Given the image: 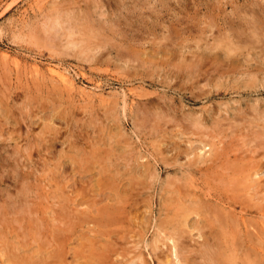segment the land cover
Wrapping results in <instances>:
<instances>
[{"label": "rangeland", "instance_id": "374dc122", "mask_svg": "<svg viewBox=\"0 0 264 264\" xmlns=\"http://www.w3.org/2000/svg\"><path fill=\"white\" fill-rule=\"evenodd\" d=\"M262 22L264 0H0V264H165L172 250V264H199L207 251L264 252ZM225 201L237 226L214 222L211 208ZM176 208L190 211L188 223Z\"/></svg>", "mask_w": 264, "mask_h": 264}, {"label": "bare ground", "instance_id": "6f19581e", "mask_svg": "<svg viewBox=\"0 0 264 264\" xmlns=\"http://www.w3.org/2000/svg\"><path fill=\"white\" fill-rule=\"evenodd\" d=\"M252 13H253V12H252ZM254 13H255V12H254ZM256 14H257V13H256ZM256 14H255V15H256ZM253 15H254V14H253ZM255 15H254V16H255ZM258 15H259V14H258ZM245 16H248V15H245ZM251 16H252V14H251ZM254 16H253V18H254ZM255 17H256V16H255ZM258 18H259V17H258ZM261 19H262V18H261ZM242 20H243V18H242ZM245 20H247V19H245ZM247 21H248V20H247ZM243 22H244V21H243ZM243 22H242V24H243ZM251 22H252V20H251ZM254 22H255V21H254ZM55 23H56V22H55ZM56 24H58V23H56ZM244 24H245V23H244ZM246 24L249 25L248 22H246ZM257 24H258V23H257ZM262 24H264V22H262ZM238 25H239V24H238ZM253 25H254V24H253ZM256 26H257V25H256ZM259 26H260V25H259ZM259 26H257V28H258ZM54 27H56V26H54ZM249 27H250V26H249ZM254 27H255V26H254ZM263 27H264V26H263ZM247 28H248V27H247ZM252 28H253V27H252ZM257 28H256V29H257ZM239 29L242 30L241 28H239ZM258 29H259V28H258ZM260 29H262V28H260ZM260 29H259V30H260ZM53 30H54V29H53ZM232 30H233V29H232ZM235 30H236V29H235ZM238 31H239V30H238ZM233 32H234V31H233ZM236 32H237V31H235V33H236ZM240 32H241V31H240ZM242 32L244 33V31H242ZM247 32H248V31H247ZM251 32H253V31H251ZM256 32H257V30H256ZM231 33H232V31H231ZM237 33H239V32H237ZM248 33L251 35L250 32H248ZM254 33H255V32H254ZM258 33H261V32H258ZM258 33H257V34H258ZM245 34H246V33H245ZM245 34H244V35H245ZM257 34H254V35H257ZM232 35L234 36V34H232ZM239 35H240V34H239ZM239 35H237V36L239 37ZM245 36H246V35H245ZM248 36H249V35H248ZM263 36H264V34H263ZM246 37H247V36H246ZM251 37H252V36H251ZM258 37H259V36H258ZM258 37H256V39H258V42H259L260 40H259ZM227 38H229V37H227ZM227 38H226V39H227ZM230 38H231V37H230ZM241 38H242V36H241ZM248 38H250V37H248ZM262 38H264V37H262ZM253 39H254V37H253ZM260 39H261V35H260ZM230 40H231V39H230ZM232 40H233V39H232ZM238 40H239V38L236 37V41H237L236 46L240 44V41L238 42ZM248 40H249V39H248ZM250 40L252 41V38H251ZM254 40H255V39H254ZM261 41H264V40L262 39ZM241 42H242V41H241ZM252 42H253V41H252ZM70 43H71V42H70ZM73 43H74V42H73ZM73 43H72V44H73ZM228 43L230 44V42H228ZM243 43H244V41H243ZM254 43H256V41L253 42V44H254ZM76 44H77V43L75 42V45H74L75 47L77 46ZM229 44H227V45H229ZM231 44H232V43H231ZM246 44H247V43H246ZM233 45H235V43H233V44L231 45L232 48H233ZM241 45L243 46V44H241ZM241 45H239V46H241ZM248 45H249V44H248ZM257 45H259V44H257ZM69 46H70V45H69ZM229 46H230V45H229ZM231 46H230V47H231ZM242 46H241V47H242ZM255 46H256V45H255ZM261 46H263V45H261ZM70 47H72V45H71ZM237 47H238V46H237ZM238 48H239V47H238ZM242 48L244 49V47H242ZM245 48H246V47H245ZM250 48H251V46H250ZM252 48H253V47H252ZM252 48H251V49H252ZM254 48H255V47H254ZM262 48L264 49V47H262ZM225 49H226V48H225ZM263 49L260 48V50H263ZM228 50H230V48L227 49V51H228ZM234 50H235V49H234ZM234 50H231V51H234ZM247 50H248V49H247ZM231 51H230V52H231ZM251 51H252V50H251ZM84 52H85V51H84ZM247 52H248V51H247ZM256 52H257V50H256ZM259 52H260V51H259ZM259 52H258V53H259ZM252 53H253V52H252ZM262 53H264V51H263ZM262 53L260 52V55H261ZM248 54L250 55L249 52H248ZM91 55H92V54H91ZM255 55H256V54H254V56H255ZM258 55H259V54H258ZM260 55H259V56H260ZM262 55H263V54H262ZM250 56H251V55H250ZM259 56H258V58H259ZM89 57H91V56H89ZM262 58H263V57H261V59H262ZM247 59H248V57H247ZM259 59H260V58H259ZM262 60H263V59H262ZM58 69H59V68H58ZM54 71H55V68H54ZM59 71H60V69H59ZM62 71H63V70H62ZM51 73H52V72H51ZM249 73H250V71H249ZM54 75H55V74H54ZM57 75H58V74H57ZM64 76H65V75L62 74L61 78H62V77L64 78ZM66 77H67V76H66ZM69 77H70V76H69ZM61 78H60V80H61ZM70 78H71V77H70ZM251 79H252V78H251ZM57 80H58V79H57ZM61 81H62V80H61ZM246 81H247V80H246ZM256 81H257V79H256ZM69 82H70V81H69ZM71 82H72V81H71ZM64 83H65V82H64ZM72 83H73V82H72ZM66 84H67V83H66ZM243 84H244V83H243ZM250 84H251V82H250ZM263 84H264V83H263ZM68 85H70V84H68ZM72 85H73V84H72ZM244 85L247 86L248 84H244ZM260 85H261V84H260ZM248 87H249V86H248ZM250 87H251V86H250ZM250 87H249V88H250ZM257 87H258V86H257ZM257 87H256V88H257ZM1 90H2V89H1ZM4 90H5V89H4ZM2 92H3V90H2ZM2 92H1V93H2ZM3 93H4V92H3ZM6 93H8V92H6ZM9 94H10V92H9ZM3 95H4V94H3ZM3 95H2V96H3ZM4 96H6V95H4ZM3 98H4V97H3ZM3 98H2V99H3ZM0 101H3V100H0ZM3 102H4V101H3ZM1 103H2V102H1ZM1 103H0V104H1ZM255 103H256V102H255ZM1 105H2V104H1ZM1 105H0V106H1ZM256 105H257V104H256ZM256 105H255V106H256ZM4 107H5V106H4ZM3 109H4V108H3ZM236 109H237V108H236ZM240 109H241V108H240ZM261 110H262V109H261ZM238 111H240V110H238ZM255 111H256V110H255ZM258 111H259V110H258ZM190 112H191V111H190ZM193 112H194V111H193ZM236 112H237V111H236ZM241 112H242V111H241ZM0 113H1V112H0ZM7 113H8V112H7ZM253 113H255V112H252V114H253ZM2 114H3V113H2ZM193 114H196V112L193 113ZM260 114H261V113H260ZM190 115H191V113H190ZM250 115H251V114H250ZM253 115H254V114H253ZM255 115H256V114H255ZM197 116H199V115H196V117H197ZM247 116H248V115H247ZM190 117H191V116H190ZM250 117L252 118V116H250ZM257 117H259V115H258ZM201 118H202V117H201ZM194 119H195V117H194ZM197 119H198V118H197ZM253 119H254V118H253ZM256 119H257V118H256ZM201 120H203V119H201ZM245 120H246V119H245ZM257 120L260 121V123H261V122H264V119H263L261 116H260V118H258ZM193 121H194V120H193ZM195 121H196V120H195ZM250 121H251V119L249 120V122H250ZM191 122H192V121H191ZM219 122H220V121H219ZM253 122H254V121H253ZM196 123H198V122H196ZM204 123H205V122H204ZM251 123H252V122H251ZM254 123H256V120H255ZM191 124H192V123H191ZM249 124H250V123H249ZM197 125L199 126V124H197ZM197 125H196V127H197ZM219 125H220V124H219ZM219 125H217V126H219ZM253 125H254V124H253ZM253 125H252V127H253ZM259 125H260V124H257L256 126H259ZM192 126H193V125H192ZM259 127H260V126H259ZM259 127H258V128H259ZM197 129H199V128H197ZM201 130H202V129H201ZM261 130H262V129H261ZM262 131H263V130H262ZM262 136H263V135H262ZM213 140H214V139H213ZM210 143H211V142H210ZM224 143L226 144V142L223 141V144H224ZM261 143H262V141H261ZM207 144H208V143H207ZM203 145H204V144H203ZM262 145H264V143H263ZM212 146H213V145H212ZM206 147H207V146H206ZM228 147H229V146H228ZM254 147H257V146H254ZM258 147H259V146H258ZM216 148H217V149H214V153H215L216 150H219V147H216ZM210 149H211V148H210ZM197 150H198V148H197ZM220 150H221V149H220ZM222 150H223V149H222ZM225 150H226V149H225ZM261 150H262V149H261ZM201 151H204V149L201 150ZM212 151H213V150H212ZM230 151H231V150H230ZM251 151H252V150H251ZM226 152H227V150H226ZM226 152H225V154H227ZM243 152H244V151H243ZM243 152H242V153H243ZM249 152H250V151H249ZM257 152H259V151L257 150ZM262 152H263V151H262ZM204 153H205V151H204ZM206 153H207V152H206ZM250 153H251V152H250ZM202 154H203V153H202ZM222 154H223V153H222ZM222 154H221V155H222ZM225 154H224V155H225ZM228 154H230V153H228ZM247 154H248V152H247ZM259 154H260V153H259ZM263 154H264V153H263ZM200 155H201V154H200ZM231 155H233V154H231ZM245 155H246V154H245ZM251 155H252V154H251ZM195 156H196V158H197V155H195ZM222 156H223V155H222ZM233 156H234V155H233ZM241 156H242V155H241ZM208 157H209V156H208ZM208 157H207V158H208ZM226 157H227V156H226ZM226 157H225V158H226ZM228 157H229V156H228ZM252 157H253V156H252ZM217 158H218V157H217ZM221 158H222V157H221ZM229 158H230V157H229ZM229 158H226V159L228 160ZM243 158H244V156H243ZM255 158H256V157H255ZM226 159H224L225 161H222L223 163H225V165L223 164V167H226V166H227V161H226ZM233 159H234V158H233ZM236 159H237V158H236ZM256 159H257V158H256ZM256 159H255V160H256ZM199 160H200V159H199ZM205 160H206V159H205ZM229 160L231 161V159H229ZM229 160H228V161H229ZM259 160H260V158H259ZM62 161H64V160H62ZM74 161H75V163H76V160H74ZM107 161H108V160H107ZM109 161H110V160H109ZM109 161H108V162H109ZM235 161H237V160H235ZM235 161H234V162H235ZM260 161H261V160H260ZM262 161H263V159H262ZM108 162H107V163H108ZM193 162H194V161H193ZM234 162L231 161L230 164H231V163L234 164ZM257 162H258V161H257ZM63 163H64V162H63ZM63 163H62V164H63ZM77 163H78V162H77ZM81 163H82V161H81ZM81 163H79V164L81 165ZM247 163H248V162H247ZM253 163H254V162H253ZM105 164H106V163H105ZM205 164H206V163H205ZM235 164H237V163H235ZM249 164H250V163H249ZM249 164H248V165H249ZM84 165H85V164H84ZM84 165H83V166H84ZM190 165L194 166L193 164H190ZM228 165H229V164H228ZM238 165H239V164H238ZM240 165H241V164H240ZM256 165H257V164H256ZM81 166H82V165H81ZM81 166H79V167H81ZM215 166H216V165H215ZM220 166H221V165H220ZM245 166H246V165H244V166L242 165L241 167L243 168V167H245ZM102 167H104V166H102ZM231 167H232V166H231ZM238 167H239V166H238ZM241 167H240V168H241ZM81 168H82V167H81ZM100 168H101V167H100ZM216 168H217V167H216ZM235 168H236V167H232V168H230V169H235ZM245 168H247V167H245ZM258 168H259V167H258ZM260 168H261V167H260ZM221 169H223V168H221ZM221 169H220V172H224V169H223L222 171H221ZM256 169H257V167H256ZM218 170H219V167H218ZM227 170H228V167H227ZM227 170H226V172H227ZM235 170H236V169H235ZM251 170H252V172H255V171H253V168H252ZM257 170H258V169H257ZM101 171H103V168H102ZM104 171H105V170H104ZM246 171H248V168H247ZM147 172H148V171H147ZM197 172H199V170H198ZM226 172H225V173H226ZM232 172H233V171H232ZM232 172H229V173H232ZM235 172H237V173H238V172L241 173V171H239V168H238L237 171H235ZM252 172H251V173H252ZM149 173H150V172H148L147 174H149ZM154 173H155V172H154ZM214 173H215V172H214ZM233 173H234V172H233ZM233 173H232V174H233ZM237 173H236V174H237ZM243 173H244V172H243ZM249 173H250V172H249ZM251 173H250V175H251ZM260 173H261V172H260ZM79 174H80V172H79ZM115 174H117V173H115ZM118 174H119V173H118ZM143 174H144V173H143ZM147 174H146V175H147ZM212 174H213V173H212ZM227 174H228V173H227ZM244 174H245V173H244ZM253 174H254V173H253ZM81 175H82V174H81ZM119 175H120V174H119ZM152 175L155 177L156 174H151V176H152ZM214 175H215V174H213V176H214ZM219 175L222 176V175H224V174H222V175L219 174ZM225 175H226V174H225ZM257 175H258V174H257ZM115 176H116V175H115ZM120 176H121V175H120ZM141 176H142V175H141ZM216 176H217V175H216ZM226 176H227V175H226ZM229 176L232 178V175L229 174ZM234 176H235V174H234ZM234 176H233V177H234ZM238 176H239V175H238ZM238 176H237V178H238ZM254 176H255V175H253V177H254ZM122 177H123V176H122ZM147 177H148V178H152V179L154 178V177H150V176H148V175H147ZM147 177H146V178H147ZM224 177H225V176H224ZM224 177L222 176V180H223ZM247 177H248V176H247ZM261 177H262V176H261ZM261 177H260V178H261ZM114 178H115V177H114ZM226 178H227V177H226ZM231 178H230V179H231ZM234 178H235V177H234ZM249 178H250V176H249ZM251 178H252V175H251ZM254 178H255V177H254ZM256 178H257V177H256ZM117 179H118V178H117ZM214 179H215V178H214ZM262 179H263V178H262ZM262 179H261V180H262ZM120 180H121V179L119 178V182H120ZM217 180H218V182H219V179H217ZM225 180H226V179H225ZM231 180H232V179H231ZM231 180L229 181V179H227L226 181L231 182ZM234 180H236V179H234ZM240 180H242V179H240ZM250 180H251V179H250ZM250 180H249V181H250ZM252 180H253V179H252ZM110 181H113V178H112V180H110ZM110 181H109V182H110ZM114 181H115V180H114ZM116 181H117V180H116ZM215 181H216V180H215ZM238 181H239V179H237V182H238ZM245 181H246V179H245ZM245 181H243V183H244ZM247 181H248V180H247ZM235 182H236V181H235ZM235 182H234V183H235ZM237 182H236V184H237ZM252 182H253V181H252ZM252 182H250V183H252ZM120 183H121V182H120ZM215 183H216V182H215ZM219 183H220L221 185H224V184H222L221 182H219ZM231 183H232V182H231ZM247 183H249V182H247ZM250 183H249V184H250ZM257 183H260V182L257 181ZM128 184H129V183H128ZM128 184H127V185H128ZM225 184H226V183H225ZM245 184H246V183H245ZM254 184H255V183H254ZM254 184H253V185H254ZM114 185H116V184H114ZM122 185H123V184H121V186H122ZM137 185H138V184H137ZM227 185H228V182H227ZM232 185L234 186V184H232ZM232 185H231L230 187H232ZM253 185H252V186H253ZM255 185H256V184H255ZM257 185H258V184H257ZM261 185H262V183H261ZM121 186H120V187H121ZM124 186H126V185H124ZM228 186H229V185H228ZM250 186H251V184H250ZM259 186H260V185H258V188H259ZM116 187H117V186H115L114 188H116ZM262 187H263V186H262ZM262 187L260 186L261 189H262ZM112 188H113V187H112ZM118 188H119V186H118ZM127 188H128V187H127ZM228 188H229V187H228ZM247 188H248V187H247ZM260 188H259V189H260ZM116 189H117V188H116ZM235 189H236V188H235ZM239 189H240V188H239ZM241 189H242V188H241ZM248 189H249V188H248ZM251 189H253V188L251 187ZM22 190H23V188H22ZM134 190H136V188H135ZM225 190H226V189H225ZM254 190H255V188H254ZM121 191H122V189H121ZM121 191H120V192H121ZM128 191H129V190H128ZM229 191H230V190H229ZM124 192H125V191H124ZM136 192H137V191H136ZM136 192H135V195H136ZM179 192H181V191H179ZM251 192H252V191H251ZM257 192H258V191H257ZM257 192H256V193H257ZM126 193H127V192H126ZM137 193H140V192H137ZM181 193H182V192H181ZM236 193H237V192H235V194H236ZM262 193H263V192H262ZM60 194H61V192H60ZM110 194H111V193H110ZM110 194H109V197H111ZM122 194H123V193H121V195H122ZM131 194H132V193H131ZM178 194H179V193H178ZM178 194H176V196H177ZM253 194H255V192H254ZM257 194H259V193H257ZM117 195H118V194H117ZM125 195H126V194H125ZM140 195H142V194L140 193ZM140 195H139V196H140ZM262 195H263V194H262ZM106 196H107V195H106ZM106 196H104V197H106ZM123 196H124V194H123ZM132 196H133V194H132ZM176 196H175V197H176ZM202 196H203V195H202ZM238 196H239V195H238ZM241 196H242V195H241ZM247 196H249V195H247ZM247 196H246L245 198H247ZM250 196L253 197L254 195H250ZM260 196H261V195H260ZM260 196H258V197H260ZM82 197H83V196H82ZM101 197H102V195L100 196V199H102ZM109 197H108V198H109ZM115 197H116V195H115ZM119 197H120V195H119ZM119 197H118V198H119ZM133 197H134V196H133ZM133 197H131V198H133ZM135 197H136V196H135ZM186 197H187V196H186ZM203 197H204V196H203ZM212 197H213V196H212ZM236 197H237V196H236ZM256 197H257V195H256ZM256 197L254 196V199H256ZM258 197H257V198H258ZM73 198H74V197H73ZM86 198H87V197H86ZM120 198H122V197H120ZM136 198H137V197H136ZM177 198H179V197L177 196ZM177 198H176V199H177ZM180 198H181V197H180ZM180 198H179V199H180ZM184 198H185V197H184ZM213 198H214V197H213ZM215 198H216V197H215ZM245 198H243V199H245ZM109 199H110V198H109ZM123 199H125V197H123ZM182 199H183V198H182ZM196 199H199V198H196ZM206 199H207V198H206ZM225 199H228V198L226 197ZM225 199H224V200H225ZM121 200H122V199H120V201H121ZM184 200H185V199H184ZM186 200H187V199H186ZM191 200H192V199H191ZM201 200H202V199H201ZM207 200H208V199H207ZM211 200H212V199H211ZM218 200H219V199H218ZM222 200H223V198H222ZM256 200H257V199H256ZM260 200H261V199H260ZM116 201H119V199H117ZM175 201H176V200H175ZM177 201H178V200H177ZM177 201H176V202H177ZM198 201H199V200H198ZM208 201H209V200H208ZM243 201H244V200H243ZM59 202H60V201H58V203H59ZM68 202H69V201H68ZM122 202L124 203L123 200H122ZM125 202H126V200H125ZM127 202H128V200H127ZM127 202H126V203H127ZM130 202H131V201H130ZM130 202H129V204H130ZM189 202H191V201L189 200ZM189 202H187V203H189ZM206 202H207V201H206ZM210 202H211V201H210ZM215 202H216V201H215ZM234 202H235V201H234ZM260 202H261V201H260ZM61 203H62V202H61ZM70 203H71V202H70ZM81 203H83V201H81ZM93 203L96 204L95 202H93ZM135 203H136V202H135ZM178 203H179V201H178ZM180 203H181V202H180ZM182 203H183V202H182ZM185 203H186V201H185ZM199 203H200V202H199ZM212 203H213V202H212ZM218 203H220V200H219ZM236 203H238V201H237ZM243 203H244V202H243ZM67 204H68V203H67ZM67 204H63V205L66 206ZM72 204H73V202H72ZM74 204L77 205L76 201H75ZM127 204H128V203H127ZM133 204H134V203H133ZM183 204H184V203H183ZM189 204H190V203H189ZM197 204H198V203H197ZM197 204H196V205H197ZM230 204H231V203L229 202V206H230ZM241 204H242V201H241ZM69 205H71V204H69ZM69 205H68V207H69ZM78 205H79V204H78ZM89 205H90V203H89ZM118 205H119V204H118ZM170 205H171V204H170ZM179 205H180V204H179ZM187 205H188V204H187ZM190 205H192V202H191ZM194 205H195V204H194ZM196 205H195V206H196ZM211 205H212V204H211ZM217 205H218V204H217ZM221 205H222V209H223V210H220L221 206H219V210H218V206H216V205H215V206L217 207V209L214 208L215 210H213V209L211 208L210 211L213 213V218H214V220H215V221H214V220H213V221L216 222V223L218 222L219 225H220V227H221L222 223H224V222H228L229 220H230V221H233V222L235 223V221L231 219V217L234 216V215H230V216H228L227 214H224L225 212L222 213V212L224 211V209H227L226 206H225V205H227V201L223 202ZM245 205H246V204H245ZM261 205H263V204H261ZM59 206H60V205H59ZM121 206H122V205H121V203H120V207H121ZM125 206H126V205L124 204V208H126ZM139 206H140V205H139ZM139 206H138V207H139ZM174 206L176 207V204H175ZM174 206H173V209H174ZM183 206L185 207V205H183ZM200 206H201V205H200ZM202 206H203V205H202ZM204 206H206V204H205ZM209 206H210V205H209ZM240 206H241V205H240ZM255 206H256V204H255ZM71 207H72V205H71ZM73 207H74V205H73ZM127 207H128V206H127ZM143 207H146V206L144 205ZM187 207H188V206H187ZM193 207H194V206H193ZM224 207H225V208H224ZM234 207H235V206H234ZM234 207H233V208H234ZM241 207H242V206H241ZM241 207H239V208H240V211H241ZM247 207H248V205H247ZM262 207H264V205H263ZM63 208H65V207L63 206ZM122 208H123V207H122ZM131 208L133 209L132 206H131ZM136 208H137V207H136ZM136 208H135V209H136ZM171 208H172V207H171ZM204 208H205V207H204ZM206 208H207V207H206ZM239 208H238V209H239ZM257 208H258V205H257ZM37 209H38V208H37ZM75 209H76V207H75ZM110 209H111V208H110ZM113 209H114V211H113V212L111 211V213H112L116 218H118L117 216H118V213H119V209H120V208H119L118 206H117V207L114 206ZM132 209H131V210H132ZM135 209H134V210H135ZM140 209H141V212H140V211H137V210H135V211H136L137 213L140 212V214H141V213H142V208H140ZM173 209L170 210V208H169V209H167V210L173 211ZM196 209H197V208H196ZM208 209H209V208H208ZM238 209H237V210H238ZM242 209H243V208H242ZM58 210H59V209H58ZM58 210H57V211H58ZM72 210H73V209H72ZM78 210H79V209H78ZM81 210H82V209H81ZM123 210H124V211H123ZM123 210H122V211H123V213H124V212H125V209H123ZM138 210H139V209H138ZM145 210H147V209H145ZM175 210L177 211V208H176ZM192 210H193V209H192ZM206 210H207V209H206ZM230 210H232V209H230ZM233 210H234V209H233ZM243 210H244V209H243ZM246 210H248V209L245 208V211H246ZM257 210H258V209H257ZM32 211H33V210H32ZM34 211H35V210H34ZM57 211H56V212H57ZM83 211H84V210H83ZM85 211H87V210H85ZM108 211H109V210H108ZM120 211H121V210H120ZM132 211H133V210H132ZM132 211H131V212H132ZM193 211H194V210H193ZM207 211H208V210H207ZM221 211H222V212H221ZM228 211H229V209H228ZM234 211H235V210H234ZM22 212H23V211H22ZM24 212H25V211H24ZM36 212H37V211H35V213H36ZM78 212H79V211H78ZM109 212H110V211H109ZM126 212H127V211H126ZM136 212H135V213H136ZM147 212H148V211H147ZM189 212H190V211H189ZM189 212H187L186 208H181V209H179L177 212H174V214H175V216L178 218V222H181V223L183 222V223H184L185 221H187V223H188L189 215H191V213H189ZM199 212H200V211H199ZM199 212H198V213H199ZM232 212H233V211H232ZM250 212H251V211H250ZM255 212H256V211H255ZM257 212H258V211H257ZM26 213H28V212H26ZM31 213H32V212H31ZM67 213H68V212H67ZM86 213L88 214V212H86ZM105 213H106V212H105ZM135 213H132V215L135 214ZM144 213H145V212H144V209H143V214H144ZM167 213H168V212H167ZM195 213H197V212H195ZM228 213H230V212H228ZM259 213H260V211H259ZM32 214H33V213H32ZM78 214H79V213H78ZM80 214H81V213H80ZM108 214H109V213H108ZM108 214H106V215H108ZM120 214L123 215L122 212H121ZM130 214H131V213H129V215H130ZM145 214H146V213H145ZM169 214H170V212H169ZM172 214H173V213H172ZM192 214H193V213H192ZM199 214H200V213H199ZM205 214H207V213H205ZM208 214H209V212H208ZM230 214H232V213H230ZM234 214H235V213H234ZM243 214H244V213H243ZM261 214H262V213H261ZM35 215H36V214H35ZM76 215H77V214H76ZM76 215H74V216H76ZM88 215L91 216L90 214H88ZM88 215H87V216H88ZM109 215H110V214H109ZM132 215H131V216H132ZM146 215H147V214H146ZM211 215H212V214H211ZM236 215H238V213H237ZM239 215H240V214H239ZM250 215H251V213H250ZM253 215H254V214H253ZM255 215H258V213H257V214L255 213ZM255 215H254V216H255ZM262 215H264V214H262ZM20 216H21V215H20ZM23 216H24V215H23ZM81 216H82V214H81ZM114 216H113V217H114ZM125 216H127V213H126ZM133 216H135V215H133ZM167 216H168V215H167ZM175 216H173V217H175ZM195 216H197V214H196ZM54 217H55V216H54ZM69 217H70V216H69ZM136 217H137V216H135L134 218H136ZM145 217H146V216H145ZM168 217H169V216H168ZM168 217H166V218H168ZM176 217H175V218H176ZM208 217H209V216H208ZM211 217H212V216H211ZM237 217H238V216H237ZM260 217H261V216H260ZM23 218H24V217H23ZM31 218H33V217L31 216ZM71 218H73V217H71ZM89 218H90V217H89ZM91 218H92V217H91ZM105 218H107V217L105 216ZM132 218H133V217H132ZM134 218H133V221H135ZM142 218H143V216H142ZM166 218H165V220H166ZM234 218H235V216H234ZM239 218H240V217H239ZM239 218H237V219L239 220ZM247 218H248V217H247ZM261 218H262V217H261ZM35 219H36V218H35ZM60 219H61V218H60ZM74 219H75V217H74ZM82 219H83V218H82ZM99 219H100V218H99ZM137 219H139V218L137 217ZM173 219H174V218H173ZM237 219H236V221H237ZM262 219H263V218H262ZM174 220H175V219H174ZM174 220H173V221H174ZM197 220H198V218H197ZM197 220H196V221H197ZM210 220H212V219H210ZM210 220H209V221H210ZM240 220H241V219H240ZM243 220H244V218H243ZM245 220H249V219H246V218H245ZM245 220H244V221H245ZM260 220H261V219H260ZM30 221H31V220H30ZM34 221H35V220H34ZM34 221H31V222L34 223ZM56 221H57V220H56ZM69 221H70V220H69ZM109 221H110V220H109ZM115 221H116V220H115ZM115 221H114V222H115ZM140 221H142V220H140ZM191 221H192V219H191ZM191 221H190V222H191ZM262 221H264V220H262ZM76 222H77V221H76ZM95 222H96V221H95ZM107 222H108V221H107ZM130 222L132 223V221H130ZM164 222H166V221H164ZM192 222H193V221H192ZM237 222H238V221H237ZM245 222H246V221H245ZM245 222H244V223H245ZM247 222H250V221H247ZM258 222H259V218H258ZM260 222H261V221H260ZM57 223H59V222L57 221ZM67 223H68V222H67ZM67 223H66V224H67ZM72 223H73V222H72ZM101 223H102V222H101ZM111 223H112V222H111ZM134 223H135V222H134ZM139 223H141V222H139ZM181 223H180V224H181ZM194 223H195V222H194ZM194 223H193V224H194ZM209 223H210V222H209ZM209 223H208V224H209ZM216 223H215V225H216ZM239 223H241V222L239 221ZM244 223H243V224H244ZM64 224H65V222H64ZM97 224H98V223H97ZM108 224L111 225V227H112V224H110V223H108ZM117 224H118V223H117ZM117 224H115V225H117ZM121 224H122V223H121ZM135 224H136V223H135ZM165 224H166V223H165ZM189 224H190V223H189ZM191 224H192V223H191ZM193 224H192V225H193ZM205 224H206V223H205ZM210 224H211V223H210ZM228 224H229V223H228ZM230 224H231V223H230ZM235 224H236V226H237V223H235ZM246 224H247V223H246ZM246 224H245V227H246ZM104 225H105V223H104ZM138 225H139V224H138ZM138 225H137V226H138ZM141 225H142V224H141ZM143 225H146V227H147V222H146V224L143 223ZM149 225H150V224H148V226H149ZM166 225H168V227H169V223L166 224ZM175 225H176V224H175ZM175 225H174V227H175ZM182 225H184V224H182ZM186 225H187V224H186ZM198 225H199V224H198ZM213 225H214V223H213ZM240 225H241V224H240ZM248 225H249V224H248ZM62 226H63V225H62ZM67 226H68V225H67ZM113 226H114V224H113ZM123 226H124V225H123ZM123 226H122V227H123ZM137 226H136V227H137ZM178 226H179V224H178ZM178 226L176 225V227H178ZM196 226H197V225H196ZM199 226H200V225H199ZM199 226H197V227H199ZM204 226H206V225H204ZM210 226H211V225H210ZM217 226H218V225H217ZM223 226H224V225H223ZM241 226H242V225H241ZM33 227H35V225H33ZM68 227H70V226H68ZM129 227H130V226H129ZM129 227H128V229H129ZM140 227H141V226H140ZM146 227H144V229L147 230ZM176 227H175V228H176ZM183 227H184V226H183ZM186 227H187V226H186ZM189 227H190V225H189ZM211 227H212V226H211ZM218 227H219V226H218ZM242 227H243V226H242ZM261 227H263V230H264V225L261 226ZM63 228H64V227H63ZM116 228H117V227H115V229H116ZM138 228H139V227H138ZM138 228H137V229H138ZM175 228H173V229H175ZM178 228H180V227H178ZM178 228H177V229H178ZM215 228H216V227H215ZM221 228H223V227H221ZM221 228H220V229H221ZM226 228H227V227H226ZM230 228H231V227H230ZM248 228H250V226H249V227L247 226V230H246V231H248V232H246L247 234H248L249 231H250V230H248ZM33 229H36V228H33ZM130 229H131V227H130ZM132 229H133V228H132ZM144 229H142V230H144ZM169 229H170V228H169ZM177 229H176V230H177ZM190 229H191V228H190ZM190 229H189V230H190ZM196 229H197V228H196ZM204 229H205V227H204ZM209 229H210V227H209ZM220 229H219V230H220ZM63 230H64V229H63ZM96 230H97V229H96ZM112 230H113V229H112ZM182 230H183V229H182ZM182 230L178 229V232H177V233H179L180 235H182V234H183V231H182ZM187 230H188V227H187ZM187 230H186V231H187ZM189 230H188V231H189ZM193 230H194V229H193ZM193 230H190V231L192 232ZM201 230H202V229H201ZM201 230H198V231H201ZM206 230H207V229H206ZM219 230H218V231H219ZM221 230H222V229H221ZM243 230H244V229H243ZM64 231H65V230H64ZM98 231H99V230H98ZM103 231H105V230H103ZM119 231H120V230H119ZM125 231H126V230H125ZM144 231H145V230H144ZM159 231H160V230H159ZM169 231H170V230H169ZM184 231H185V230H184ZM215 231H216V230H215ZM215 231H214V233H215ZM227 231H228V230H227ZM233 231H235V230L233 229ZM51 232H52V231H51ZM53 232H54V231H53ZM53 232H52V233H53ZM107 232H108V230H107ZM138 232H141V231L138 230ZM142 232H143V231H142ZM142 232H141V233H142ZM171 232H172V231H171ZM204 232H205V231H204ZM210 232H211V230L209 231V233H210ZM225 232H226V231H225ZM229 232H230V231H229ZM36 233H37V232H36ZM96 233H97V232H96ZM126 233H127V231H126ZM133 233H134V232H133ZM211 233H212V232H211ZM211 233H210V234H211ZM219 233L221 234V232H219ZM230 233H232V232H230ZM236 233H238V232H236ZM244 233H245V232H244ZM252 233H253V232H252ZM37 234H38V233H37ZM105 234H106V232H105ZM124 234H125V233H124ZM127 234H129V233H127ZM143 234H144V233H143ZM170 234H171V236H173V232L170 233ZM170 234H169V239H170V237H171ZM174 234L177 235L175 232H174ZM192 234H193V233H192ZM202 234H204V233H202ZM54 235H55V234H54ZM66 235H67V234H66ZM100 235H101V234H100ZM110 235H111V234H110ZM132 235H134V234H132ZM175 235H174V238L178 237V236L175 237ZM180 235H179V238H178V239H181V237H183V236L186 237V236H185L186 234L183 235V236H180ZM205 235H206V234H205ZM214 235H215V234H214ZM223 235H224V233H222V236H223ZM225 235H226V233H225ZM233 235H234V234H233ZM239 235H240V234H239ZM97 236H98V235H97ZM216 236H217V235H216ZM226 236H227V235H226ZM228 236H229V235H228ZM228 236H227V237H228ZM234 236H235V235H234ZM262 236H264V233H263ZM55 237H57V236H55ZM95 237H96V236H95ZM104 237H105V236H104ZM135 237H137V236H135ZM138 237H139L138 239H139V241H140L141 238H140V236H138ZM157 237H158V236H157ZM200 237H201V236H200ZM207 237H208V236H207ZM235 237H236V236H235ZM235 237H234V238H235ZM249 237H250V236H249ZM50 238H51V236H50ZM52 238H53V235H52ZM101 238H102V236H101ZM142 238H143V237H142ZM201 238H202V237H201ZM203 238H204V237H203ZM209 238H210V240L212 239L211 237H209ZM229 238H230V237H229ZM244 238H246V237H244ZM113 239H114V238H113ZM113 239H111V240H113ZM116 239H117V238H116ZM155 239H156V238H155ZM155 239H153V240L155 241ZM230 239H231V238H230ZM126 240H127V239H126ZM133 240H134V238H133ZM153 240H152V241H153ZM170 240H171V239H170ZM176 240H177V239H176ZM204 240H208V239H204ZM215 240H216V239H215ZM236 240H237V237H236ZM241 240H242V239H241ZM53 241H54V240H53ZM116 241H119V240H116ZM154 241H153V243L156 244ZM156 241L158 242V240H156ZM173 241H175V240L172 239V242H173ZM56 242H57V241H56ZM93 242H95V240H94ZM93 242H92V244H91L92 246L94 245ZM99 242H100V241H98L97 243H99ZM231 242H232V240H231ZM233 242H234V241H233ZM233 242H232V243H233ZM89 243H90V242H89ZM89 243H88V245H89ZM101 243H102V242H101ZM117 243H118V242H117ZM125 243H126V241H125ZM140 243H141V246H142V245H143V244H142L143 242H140ZM140 243H139V244H140ZM153 243H152V244H153ZM181 243H183V242H181ZM181 243H180V244H181ZM52 244H53V242L51 243V245H52ZM85 244H86V243H85ZM99 244H100V243H99ZM103 244H104V243H103ZM103 244H100V245L102 246ZM137 244H138V243H137ZM137 244H136V245H137ZM158 244H159V242H158ZM158 244H157V245H158ZM175 244H177V245H175ZM175 244H174V245H175L176 247H178V246H179V241H178V242L176 241ZM212 244L214 245L213 240H212ZM225 244H226V243H225ZM260 244H261V243H260ZM65 245H66V244H65ZM109 245H110V243H109ZM114 245H116V244H114ZM119 245H120V244H118V245H116V246H119ZM129 245H130V244H129ZM131 245H132V244H131ZM133 245H134V244H133ZM136 245H135V246H136ZM183 245H186V244H183ZM206 245H207V244H206ZM208 245H211V244H208ZM218 245H219V244H218ZM218 245H217V242H216V247H218ZM233 245H234V244H232V246H233ZM62 246H64V244H63ZM96 246H98V247H97V249H98V248H99V245L97 244ZM96 246H95V247H96ZM101 246H100V247H101ZM105 246H107V245L104 244V248H105ZM144 246H145V245H144ZM153 246H154V245H153ZM159 246H160V245H159ZM175 246H174V247H175ZM186 246H188V245H186ZM224 246H225V245H224ZM90 247H91V246H90ZM107 247H108V246H107ZM142 247H143V246H142ZM148 247H150V245H149ZM155 247H156V246H155ZM174 247H173V248H174ZM176 247H175V250H177ZM181 247H182V246H181ZM202 247H206V249H208V250L210 249L209 247H207V246H205V245L202 246ZM229 247H231V246H229ZM131 248H132V247H131ZM131 248H130V249H131ZM133 248H134V247H133ZM144 248H145V247H144ZM153 248H154V247H153ZM157 248H158V247H157ZM179 248H180V246H179ZM188 248H189V247H188ZM231 248H233V247H231ZM58 249H59V248H58ZM94 249H95V248H94ZM139 249H140V246H139ZM142 249H143V248H142ZM142 249H141V250H142ZM147 249H148V248H147ZM160 249H161V248H160ZM171 249H172V248H171ZM183 249H184V248H183ZM186 249H187V248H186ZM206 249H204L203 251L201 250V251L204 253V251H205ZM213 249H215V248H213ZM220 249H222L221 251L224 250V248H219V249H217V250L220 251ZM99 250H101V249H99ZM102 250H103V248H102ZM135 250H136V253H137L138 248L135 249ZM145 250H146V248H145ZM195 250H196V249H195ZM56 251H57V250H56ZM104 251H105V250H104ZM104 251H103V252H104ZM133 251H134V250H133ZM133 251H132V252H133ZM139 251H140V250H139ZM143 251H144V250H143ZM150 251H151V250H150ZM154 251H156V250H154ZM154 251H153V252H154ZM159 251H161V250H159ZM159 251H158V252H159ZM169 251H170V250H169ZM172 251H174V250H172ZM172 251H171V252H172ZM187 251H188V249H187ZM199 251H200V250H199ZM206 251H207V250H206ZM209 251H210V250H209ZM215 251H216V250H215ZM52 252H53V251H52ZM52 252H51V253H52ZM115 252H116V251H115ZM162 252H163V250H162ZM162 252H161V253H162ZM164 252H165V251H164ZM171 252H170V254L167 255V256L163 253L164 256H166V257L160 256L161 258H164V263H165V264H172V262H173L174 259L171 260V257H174V255L172 254V255H173V256H172V255H171ZM177 252H178V251H177ZM35 253H36V252H35ZM43 253H44V252H43ZM53 253H54V252H53ZM55 253H56V252H55ZM57 253H59V251H58ZM126 253H127V251H126ZM173 253H174V252H173ZM184 253H186V252H184ZM191 253H192V252H191ZM198 253H199V252H198ZM200 253H201V252H200ZM37 254H40V253L38 252ZM37 254H36V255H37ZM59 254L61 255V253H59ZM129 254H130V253H129ZM129 254H128V255H129ZM156 254H157V252H155V255H156ZM181 254H182V253H181ZM181 254H180V255H181ZM186 254H188V253H186ZM13 255H14V254H13ZM40 255H41V254H40ZM43 255H45V254H43ZM43 255H42V256H43ZM49 255H50V254H49ZM51 255H52V254H51ZM134 255H135V253H134ZM159 255H161V254H159ZM182 255H183V254H182ZM190 255H191V254H190ZM37 256H39V255H37ZM116 256H117V255H116ZM116 256H115V257H116ZM126 256H127V255H126ZM129 256H130V255H129ZM188 256H189V254H188ZM17 257H18V256H17ZM57 257H58V256H57ZM118 257H119V255H118ZM141 257H142V256H141ZM141 257H139V258H141ZM158 257H159V256H158ZM176 257H177V255H176ZM179 257H180V256H179ZM179 257H178V258H179ZM191 257H193V256H191ZM9 258H10V257H9ZM31 258H33V257H31ZM58 258H59V257H58ZM116 258H117V257H116ZM127 258H128V257H126V259H127ZM129 258H130V257H129ZM132 258H133V257H132ZM139 258H138V259H139ZM144 258H145V257H144ZM147 258H148V257H147ZM181 258H182V257H181ZM184 258H185V257H184ZM196 258H198V257H196ZM16 259H17V258H16ZM28 259H29V258H28ZM52 259H53V258H52ZM123 259L126 260L125 258H123ZM133 259H134V258H133ZM141 259H142V258H141ZM150 259H151V258H150ZM50 260H51V259H50ZM50 260H49V261H50ZM53 260H54V259H53ZM118 260H119V259H118ZM162 260H163V259H162ZM183 260H184V259H183ZM199 260H201V263H199V264H264V252H213V251H212V252H208V251H207L205 254H203V256H201V259H199ZM33 261H35V260H33ZM40 261H41V260H40ZM45 261H46V260H45ZM120 261H121V260H120ZM120 261H119V262H120ZM131 261H133V260H131ZM150 261H151V260H150ZM155 261H156V260H155ZM158 261H159V259H158ZM176 261H177V260H176ZM178 261H179V260H178ZM185 261H186V260H185ZM196 261L198 262V260H196ZM35 262H36V264H38L37 261H35ZM47 262H48V261H47ZM54 262H55V261H54ZM117 262H118V261H117ZM122 262H123V261H122ZM48 263H49V262H48ZM124 263H125V262H124ZM127 263H128V262H127ZM127 263H126V264H127ZM130 263H131V262H130ZM150 263H151V262H150ZM160 263H161V262H160ZM182 263H183V262H182ZM182 263H180V264H182ZM39 264H40V263H39ZM51 264H52V263H51ZM138 264H139V263H138ZM142 264H143V262H142ZM152 264H153V262H152ZM192 264H193V263H192Z\"/></svg>", "mask_w": 264, "mask_h": 264}]
</instances>
